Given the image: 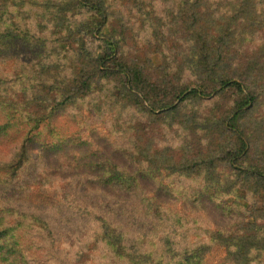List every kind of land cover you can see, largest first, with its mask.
Segmentation results:
<instances>
[{"label":"trees","instance_id":"1","mask_svg":"<svg viewBox=\"0 0 264 264\" xmlns=\"http://www.w3.org/2000/svg\"><path fill=\"white\" fill-rule=\"evenodd\" d=\"M263 34L264 0H0V264H264Z\"/></svg>","mask_w":264,"mask_h":264},{"label":"rangeland","instance_id":"2","mask_svg":"<svg viewBox=\"0 0 264 264\" xmlns=\"http://www.w3.org/2000/svg\"><path fill=\"white\" fill-rule=\"evenodd\" d=\"M262 41H264V34L262 36ZM123 52L124 49L119 50V52L116 54L117 57H121L123 56ZM19 65L18 62H16L15 60H11L8 63H4V64H0V69H14L15 67H17ZM85 113V118L87 119L88 116V112L84 111ZM264 113V112H263ZM98 124L100 125V127L102 128L103 131L107 130V126H109V124L114 122V119L112 117V115H106L103 116L101 119H99ZM187 151L189 152V150L187 149ZM56 186H53L49 189H47V192L50 196H56L57 195V191H56ZM257 206L261 207V204L258 203ZM193 236L195 237V239L199 242V244L201 243H206L208 244L207 240V231L202 228H196L192 231ZM226 256V253L224 251V249H220V250H215L210 256H207V260L209 262V264H222V261L224 260Z\"/></svg>","mask_w":264,"mask_h":264}]
</instances>
